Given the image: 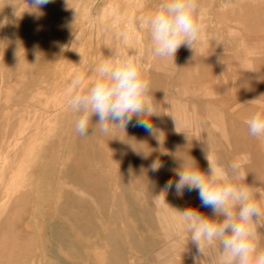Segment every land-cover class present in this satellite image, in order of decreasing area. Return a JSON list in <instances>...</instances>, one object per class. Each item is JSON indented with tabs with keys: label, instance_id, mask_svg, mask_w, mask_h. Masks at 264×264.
<instances>
[{
	"label": "rangeland",
	"instance_id": "rangeland-1",
	"mask_svg": "<svg viewBox=\"0 0 264 264\" xmlns=\"http://www.w3.org/2000/svg\"><path fill=\"white\" fill-rule=\"evenodd\" d=\"M159 3L51 0L37 11L0 0V264H39L50 242L40 232L56 219L73 230L75 214L108 231V264H214L218 247L201 254L180 216L215 219L212 210L197 190L165 188L191 157L207 171L206 152L241 161L264 210V138L245 123L264 111V0H199L200 39L174 60L154 57L143 24ZM117 56L137 58L150 82L156 135L133 117L125 130L81 137L68 87L78 74L89 85ZM256 228L264 247V221Z\"/></svg>",
	"mask_w": 264,
	"mask_h": 264
},
{
	"label": "clouds",
	"instance_id": "clouds-1",
	"mask_svg": "<svg viewBox=\"0 0 264 264\" xmlns=\"http://www.w3.org/2000/svg\"><path fill=\"white\" fill-rule=\"evenodd\" d=\"M51 0H31L37 11ZM204 10L199 0H160L143 21L154 57L175 58L181 46L193 49L201 36ZM84 78L76 75L68 87L67 104L75 114L74 130L81 137L98 129L108 135L115 128L125 130L136 117V124L150 134L157 129L150 117L157 116L153 104L150 82L144 77L140 62L135 57H109L95 68V79L85 86ZM258 99L249 101L255 103ZM93 117L96 122L93 123ZM248 134L264 138V111L258 110L246 120ZM207 171L198 166L194 158L185 161L176 173L175 182L169 179L165 188L175 187L182 196L185 189L197 190L201 204L212 210L215 219L188 208L180 212L181 219L201 254L208 246L219 249L214 264H264V247L260 244L257 221H264V210L257 199L255 187L246 182L247 174L241 161L228 164L218 162L207 152ZM250 157H243L249 161ZM161 167L153 163V170ZM264 199V196H262Z\"/></svg>",
	"mask_w": 264,
	"mask_h": 264
},
{
	"label": "crops",
	"instance_id": "crops-1",
	"mask_svg": "<svg viewBox=\"0 0 264 264\" xmlns=\"http://www.w3.org/2000/svg\"><path fill=\"white\" fill-rule=\"evenodd\" d=\"M70 219L73 230L57 232L55 224L64 223L57 219L52 222V230L40 232L39 238L50 242L40 249L39 264H108V231L101 227L95 229L93 221L81 214ZM63 253L68 258H64Z\"/></svg>",
	"mask_w": 264,
	"mask_h": 264
},
{
	"label": "bare ground",
	"instance_id": "bare-ground-1",
	"mask_svg": "<svg viewBox=\"0 0 264 264\" xmlns=\"http://www.w3.org/2000/svg\"><path fill=\"white\" fill-rule=\"evenodd\" d=\"M134 133V132H133ZM143 134H141V136H142ZM134 136H135V134H134ZM140 136V135H139ZM84 186V185H83ZM66 187H67V185H66ZM69 187V186H68ZM72 187V186H71ZM99 187V186H98ZM98 189V188H97ZM86 190H87V188H86ZM84 191H85V189H84ZM91 191V190H90ZM106 191H108V190H106ZM79 193V192H78ZM83 193V192H82ZM100 193V192H99ZM105 194V193H104ZM107 194V193H106ZM105 194V195H106ZM109 194H111V193H109ZM79 199V198H78ZM100 201V200H99ZM64 203H66V202H64ZM68 207H70L69 205H68ZM79 208V207H78ZM77 208V209H78ZM86 209V208H85ZM84 208H83V210H85ZM89 211V210H88ZM92 211V210H91ZM206 211V210H205ZM211 212V211H210ZM88 213V212H87ZM166 213H167V211H166ZM206 214V213H205ZM167 215V214H166ZM206 216V215H205ZM53 220H55V219H53ZM56 221H57V219H56ZM64 223H66L65 221H64ZM84 226V225H83ZM169 226V225H168ZM74 227V225L72 224V228ZM49 228V227H48ZM54 228L57 230V232H59L60 234H62V233H66V231H68L67 229H66V225L64 224V225H62V223L61 224H55V226H54ZM112 229V228H111ZM153 229V228H152ZM49 230V229H48ZM82 231V230H81ZM158 234V233H157ZM155 237V236H154ZM77 241V240H76ZM122 241V240H121ZM106 243V242H105ZM150 243V242H149ZM155 243V242H154ZM151 244V243H150ZM149 244V245H150ZM142 245V244H141ZM152 245V244H151ZM70 249V248H69ZM160 250V249H159ZM161 251H163V250H161ZM170 252V251H169ZM116 253V252H115ZM162 253V252H161ZM161 253H159V254H161ZM217 253H219V252H217ZM156 254V253H155ZM164 254V253H163ZM157 255V254H156ZM162 255V254H161ZM164 255H166V254H164ZM164 255H163V257H164ZM218 256H219V254H218ZM159 257V256H158ZM212 260V259H211ZM64 261H66V260H64ZM63 262V261H62ZM63 264V263H62Z\"/></svg>",
	"mask_w": 264,
	"mask_h": 264
}]
</instances>
